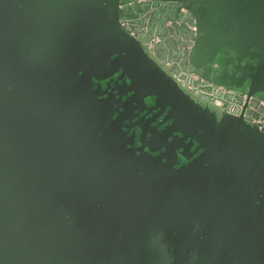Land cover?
<instances>
[{"label":"water","instance_id":"95a60500","mask_svg":"<svg viewBox=\"0 0 264 264\" xmlns=\"http://www.w3.org/2000/svg\"><path fill=\"white\" fill-rule=\"evenodd\" d=\"M183 6L189 68L264 99V0H0V264L264 263V191L243 210L235 180L264 186V131L181 87L120 22ZM136 109L162 121L137 135Z\"/></svg>","mask_w":264,"mask_h":264},{"label":"built area","instance_id":"2783aa9c","mask_svg":"<svg viewBox=\"0 0 264 264\" xmlns=\"http://www.w3.org/2000/svg\"><path fill=\"white\" fill-rule=\"evenodd\" d=\"M183 16L176 21H167L164 34L152 30L148 19L122 17L121 25L136 39L141 41L146 50L159 58V46L167 54L163 66L170 72L175 81L187 91L196 96L206 95L213 104L228 113L243 115L252 125L264 131V99L247 93L240 95L233 89L201 78L189 68L190 53L196 43L197 25L190 11L182 7ZM175 41V47H169V42ZM175 52V54H172Z\"/></svg>","mask_w":264,"mask_h":264},{"label":"flooded vegetation","instance_id":"af4514ba","mask_svg":"<svg viewBox=\"0 0 264 264\" xmlns=\"http://www.w3.org/2000/svg\"><path fill=\"white\" fill-rule=\"evenodd\" d=\"M184 7V6H183ZM150 26H151V28H152V25L150 24ZM169 47H175V42L174 41H170L169 42ZM159 52H160V56H159V60H160V62H161V65H163V60H164V58H165V55L167 54L164 50H163V47L162 46H159ZM256 63V61L254 60V61H251L250 62V64H255ZM115 79H117V77L115 78ZM110 79H108V80H105V81H98V82H102V91H105L106 93H108L109 91H110V89H108V85H106L107 83H108V81H109ZM121 84H122V81H120V83L118 84V88H116L115 89V91H114V93L113 94H108L109 96H111V98H116V96H118L119 94L120 95H122L123 94V92H125V90H124V88L123 87H121ZM111 85L112 86H116L117 84H116V82H114V81H112L111 82ZM95 87V86H94ZM126 92H128V94L130 95V96H132V92L130 91V88L128 87V91L126 90ZM244 94V93H243ZM194 95V94H193ZM194 96H196V95H194ZM133 97V96H132ZM196 97H198V96H196ZM123 99L125 100L126 99V97H123ZM148 99H152V97H149ZM153 100V99H152ZM121 101V98H117L116 99V101L114 100V103H113V105H115L116 103H119ZM206 103H207V101H206ZM139 103H138V101H135V102H132L131 103V105H130V107L128 108V110H133V109H135L136 107H137V105H138ZM150 104L151 103H149V106H150ZM141 108L143 109H145L146 110V112L147 111H149L148 109H146L144 106H141ZM116 110H118V109H116ZM157 111L158 110H155L154 111V113H151V114H147V115H145V116H142V117H138V116H136V114H137V112H139V109H136L135 110V112L134 113H132L133 114V116H132V118L131 119H129V120H127L126 121V119H127V117H128V115H125L124 116V119H125V122H127V123H129V125H130V127H132V129H137V126L139 125V124H137V122H140V121H142V120H145V119H147V118H149V117H151V119L153 120L152 121V123L150 124L151 126L153 125V126H155L156 125V123H158L159 121H162V117H160V116H152V115H155L156 113H157ZM165 129V125H162L159 129H157V132L156 133H158L159 131H161V132H165V131H163ZM168 131V133H159V134H157V136L159 137V138H161L162 139V141H160L159 142V144H161V143H163L165 140V137H167L169 134H170V132H172L170 129H168L167 130ZM166 131V132H167ZM141 133V131L140 130H136V134L138 135V134H140ZM136 138L137 139H139V137H137L136 136ZM145 140V139H144ZM144 140H143V142H144ZM149 141L148 140H146L144 143H148ZM153 143V142H152ZM158 144V145H159ZM178 146H181V145H183L184 143H183V140L180 138V139H178ZM221 175H223L224 176V179L223 180H226L230 175H232V173L230 174V172H227V173H221ZM237 182H238V184L240 185L241 184V186L242 187H244V189L245 190H247V191H250V190H252V193H251V196H245L244 198L246 199V200H243V201H241V207H243V210H245V209H247V208H250V207H252V206H255V208H257L256 207V205L258 206L259 205V202L257 201L258 200V198L259 197H262V194H263V191H264V186L263 185H261V184H256V183H253V185L252 184H248V183H246L245 181H242V180H238V175H237V177H236V179H235ZM247 180V179H246ZM236 181H235V183H236ZM237 184V183H236ZM255 184V185H254ZM248 198H249V200H248ZM254 204V205H253ZM243 210H241L242 212H241V214L244 212ZM243 215H245V213L243 214ZM197 225H199L198 223H196ZM257 264H264V263H262V262H259V263H257Z\"/></svg>","mask_w":264,"mask_h":264},{"label":"rangeland","instance_id":"374dc122","mask_svg":"<svg viewBox=\"0 0 264 264\" xmlns=\"http://www.w3.org/2000/svg\"><path fill=\"white\" fill-rule=\"evenodd\" d=\"M222 56H223L222 60H221L222 67H226V66L234 63L235 54L233 52H231L230 50L225 49L223 51Z\"/></svg>","mask_w":264,"mask_h":264},{"label":"crops","instance_id":"0c3cea01","mask_svg":"<svg viewBox=\"0 0 264 264\" xmlns=\"http://www.w3.org/2000/svg\"><path fill=\"white\" fill-rule=\"evenodd\" d=\"M160 18V16H159ZM166 24L160 22V21H157V23H155V25L152 27V30L156 33H159V34H164V30H165V27ZM163 49L165 48V44L162 45Z\"/></svg>","mask_w":264,"mask_h":264}]
</instances>
